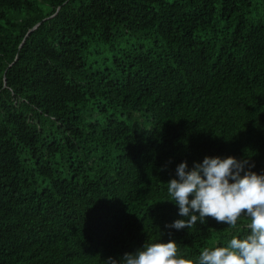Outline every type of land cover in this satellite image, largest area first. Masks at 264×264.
I'll return each instance as SVG.
<instances>
[{"label":"trees","instance_id":"obj_1","mask_svg":"<svg viewBox=\"0 0 264 264\" xmlns=\"http://www.w3.org/2000/svg\"><path fill=\"white\" fill-rule=\"evenodd\" d=\"M205 157L264 174V0H0V264L247 236L168 227L167 183Z\"/></svg>","mask_w":264,"mask_h":264},{"label":"clouds","instance_id":"obj_2","mask_svg":"<svg viewBox=\"0 0 264 264\" xmlns=\"http://www.w3.org/2000/svg\"><path fill=\"white\" fill-rule=\"evenodd\" d=\"M249 160L236 157H205L189 169L187 161L176 169L167 185L171 202L179 207L170 228H192L208 217L232 228L246 216L250 233L233 236L226 246L205 247L197 260L178 255L177 243H145L134 253H125L119 264H264V174L251 169ZM107 264H118L109 258Z\"/></svg>","mask_w":264,"mask_h":264}]
</instances>
